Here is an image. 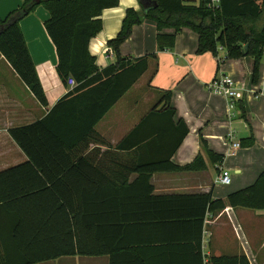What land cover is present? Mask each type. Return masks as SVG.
<instances>
[{"label":"trees","instance_id":"trees-1","mask_svg":"<svg viewBox=\"0 0 264 264\" xmlns=\"http://www.w3.org/2000/svg\"><path fill=\"white\" fill-rule=\"evenodd\" d=\"M140 1L146 7L128 10L118 37L108 43L118 54L117 62L103 70L90 54L89 43L102 31V13L118 7L120 0H25L22 8L0 19V54L42 106H48V99L20 25L39 5L50 13L45 28L56 48L58 75L65 84L70 78L76 81L44 119L10 131L28 161L0 174V264H38L69 256L110 255L113 259L128 228L155 221L175 225L179 231L196 228L194 244L190 240L164 243L193 245L203 264L206 214L222 211L226 203L214 200L211 194L153 196L150 183L157 172L206 168L200 156L184 167L171 162L189 134L185 122L175 121L171 91L163 93L158 106L116 147L122 151L140 149L141 154L155 152L153 159L141 158L131 169L138 174L135 183L115 185L92 161L77 158L75 151L156 57L119 56V48L130 38L133 27L145 21L157 25L159 52L173 50L178 35L190 29L199 37L200 55L210 53L217 58L223 50L225 60L253 59L252 82L257 84L264 62V0H221L216 11L207 7L206 0L199 7L186 6L184 0ZM167 29H174L175 34L164 33ZM211 156L216 163L223 161V156ZM138 184L146 185L155 202H163L176 212L163 218L128 215L133 203L132 197H124V190L139 189ZM228 204L264 211V172L251 187L229 195ZM205 264L251 263L241 255L211 257Z\"/></svg>","mask_w":264,"mask_h":264},{"label":"crops","instance_id":"crops-1","mask_svg":"<svg viewBox=\"0 0 264 264\" xmlns=\"http://www.w3.org/2000/svg\"><path fill=\"white\" fill-rule=\"evenodd\" d=\"M24 2L0 0V19L22 8ZM201 3L202 0H184L186 6L199 7ZM142 7L140 0H120L118 7L102 13V31L89 43V52L100 69H106L118 60V54L108 43L118 37L127 11H140ZM49 18V11L39 5L20 23L48 99L47 107L36 100L0 54V174L28 161L10 131L44 119L73 89L58 75L56 48L45 28ZM172 32V29L164 31L166 34ZM181 33L173 50L159 52L156 23L145 21L133 27L130 38L119 48V56L139 58L156 54V57L150 59L147 72L100 120L95 132L80 145L75 155L92 161L111 177L115 185L127 187L135 183L138 174L131 173V169L141 158L153 159L155 152L141 154L140 149L122 151L116 147L158 106L163 93L171 91L175 121H183L189 128L188 136L171 162L184 167L200 156L206 168L154 173L150 180L153 196L211 194L214 200L224 201L226 208L222 211L206 214L202 234L203 264L211 257L241 255H245L251 264H264V211L233 208L228 204L229 195L251 187L264 172V62L258 83L254 84L253 59L226 60L220 66L214 55L198 54L197 33L190 29ZM221 51L224 54L219 52L218 57L224 58L225 51ZM221 75L248 88L233 110H229L226 99L208 90L207 86ZM230 133L234 134L235 142L242 144L233 157L228 156ZM211 154L223 156V161L216 163ZM223 168L231 174L229 186L218 182ZM138 185L139 189L134 191L124 190V197H132L133 203L128 215L163 218L176 212L163 202H155L153 196L148 195L145 184ZM187 208L196 212L192 207ZM174 227L159 221L131 226L113 259L110 255L69 256L38 264H200L193 245L164 243L190 240L194 244L196 228L192 226L179 231Z\"/></svg>","mask_w":264,"mask_h":264},{"label":"built area","instance_id":"built-area-1","mask_svg":"<svg viewBox=\"0 0 264 264\" xmlns=\"http://www.w3.org/2000/svg\"><path fill=\"white\" fill-rule=\"evenodd\" d=\"M207 7L216 11L220 9L221 0H206ZM225 57H217V62L221 66L225 62ZM71 87L76 86V81L73 78H70L67 83ZM208 90L215 95L221 96L226 99L228 103L229 110H233L238 102L244 98V94L248 92L246 86H240L237 84L231 77L226 75H221L216 77L208 86ZM255 95V94H254ZM258 96V94H256ZM234 134L230 133L228 136L229 141V153L228 156H235L238 150L241 149V144L234 141ZM218 182L222 185L229 186L232 182L231 174L226 169H221L220 175L218 177Z\"/></svg>","mask_w":264,"mask_h":264},{"label":"water","instance_id":"water-1","mask_svg":"<svg viewBox=\"0 0 264 264\" xmlns=\"http://www.w3.org/2000/svg\"><path fill=\"white\" fill-rule=\"evenodd\" d=\"M143 6H145V5H143ZM157 6H158V5L155 4V7H157ZM145 7H146V6H145ZM248 49H249V45H247V46L244 48L243 53L246 54V53L248 52Z\"/></svg>","mask_w":264,"mask_h":264},{"label":"rangeland","instance_id":"rangeland-1","mask_svg":"<svg viewBox=\"0 0 264 264\" xmlns=\"http://www.w3.org/2000/svg\"><path fill=\"white\" fill-rule=\"evenodd\" d=\"M172 31H173L172 33L175 34V30L172 29ZM180 34H182V33H180ZM180 34L178 35V37L180 36ZM174 48H175V47H174ZM220 54H224V53H223L222 51H220Z\"/></svg>","mask_w":264,"mask_h":264}]
</instances>
